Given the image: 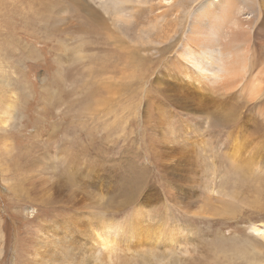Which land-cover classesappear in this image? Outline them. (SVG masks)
<instances>
[{
  "label": "rangeland",
  "instance_id": "obj_1",
  "mask_svg": "<svg viewBox=\"0 0 264 264\" xmlns=\"http://www.w3.org/2000/svg\"><path fill=\"white\" fill-rule=\"evenodd\" d=\"M83 2L0 0V264H264V0Z\"/></svg>",
  "mask_w": 264,
  "mask_h": 264
},
{
  "label": "bare ground",
  "instance_id": "obj_2",
  "mask_svg": "<svg viewBox=\"0 0 264 264\" xmlns=\"http://www.w3.org/2000/svg\"><path fill=\"white\" fill-rule=\"evenodd\" d=\"M73 1V3L74 4H76V5H79V4H84V6H85V8H87V12H88V16H89V19L90 18H92V20L93 19H99V22L101 23V25H104L103 24V22H102V20H101V18H100V16H99V14L97 13V12H95L94 10H92L91 8H89V6L88 5H86L84 2H83V0H72ZM117 2V1H116ZM102 3V2H101ZM119 3H120V1H119ZM104 4V3H103ZM80 6V5H79ZM86 11V10H85ZM209 63V62H208ZM204 64V63H203ZM202 64V65H203ZM196 68H199V65H196ZM203 72L205 71V70H202ZM135 184V183H134ZM133 184V185H134ZM135 194V193H134ZM122 231V230H121ZM124 231H125V229H124ZM254 231L257 233V234H259L262 238H264V231H261V230H257V229H254ZM119 232V231H118ZM126 232V231H125ZM129 232H131L133 235H134V233L132 232V231H129ZM105 242V241H104ZM106 247H107V249L109 248V246L108 245H105ZM258 249V248H257ZM135 252V251H134ZM138 253V252H137ZM148 256V255H147ZM148 258V257H147ZM147 258H141L142 260L141 261H144V264H151L150 262H149V259H147ZM150 258V257H149ZM140 259V258H139Z\"/></svg>",
  "mask_w": 264,
  "mask_h": 264
}]
</instances>
